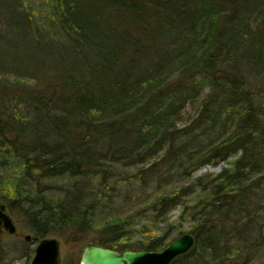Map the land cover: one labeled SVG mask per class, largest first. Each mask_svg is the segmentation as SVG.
I'll use <instances>...</instances> for the list:
<instances>
[{
	"label": "trees",
	"instance_id": "trees-1",
	"mask_svg": "<svg viewBox=\"0 0 264 264\" xmlns=\"http://www.w3.org/2000/svg\"><path fill=\"white\" fill-rule=\"evenodd\" d=\"M43 1L38 23L25 0H0V74L34 83L0 79V197L24 220L29 244L92 231L121 253L161 250L181 231L132 244L124 219L96 220V197L100 207L118 196L116 168L157 158L144 173L175 164L188 175L239 154L199 184L208 195L192 215L195 243L170 263L239 264L217 225L238 223L242 181L264 172V0ZM10 98L28 118L9 110ZM189 104L196 116L178 127ZM48 178L71 187L56 203L38 189ZM182 192L153 199L160 216ZM3 237L0 264L14 251L13 261L29 256L28 244Z\"/></svg>",
	"mask_w": 264,
	"mask_h": 264
},
{
	"label": "rangeland",
	"instance_id": "rangeland-1",
	"mask_svg": "<svg viewBox=\"0 0 264 264\" xmlns=\"http://www.w3.org/2000/svg\"><path fill=\"white\" fill-rule=\"evenodd\" d=\"M24 4L25 6L23 7L29 9V12L32 10L36 22H45L46 12L42 6L44 4L43 0H25ZM0 79L8 81L11 84H34L28 78H21L9 74H0ZM255 83L258 84L259 82L256 81ZM4 101L6 106L10 107L9 110H14L16 115L21 117V119L28 118V112L19 102H14L13 98ZM197 108L196 104H189L182 113V119L178 127L187 124L190 119L194 118L196 116L195 113H197ZM30 120L32 119H25V121ZM262 121L264 122V115ZM259 153L261 154L258 160H261L264 165V147ZM238 156L239 154L233 155L226 162H220L216 165H202L192 171V173L189 172L188 175L182 173L175 164L170 166L157 165L152 173H144V170L150 164L158 161L157 158L144 164L137 163L128 167H118L116 168V179L120 181L118 196L109 203L102 202L100 207V199L96 197L95 202L98 204L94 210L97 213L96 220L99 222L105 217H119L124 219L123 223L126 229L124 239L132 244L147 242L152 237L162 236L167 231L170 232L169 237L176 236L179 231H181L182 235L185 233H191L193 235L195 222L192 221V215L198 211L200 205L205 203L204 201H206L208 195L207 187L205 186L206 188L203 189L199 184H203L205 180H209L215 175H218L223 169L231 170L232 165L230 164ZM9 171H7L8 174L10 173ZM20 173L19 171V175ZM5 174L6 171L0 174V183H2L1 181ZM97 181L95 179L92 182L91 188H97ZM43 185L46 186L43 187ZM68 185L70 184L65 183V179L63 178H48L45 179V182L43 181L38 185V189L42 192L44 191L50 203H56L63 196L62 191L71 188ZM185 187L189 188L187 192L184 191ZM241 187L243 189L245 187L246 194L240 206L241 208L237 211L238 217L240 218L238 223L235 226L231 225V223L217 225V231L222 233L224 231L225 238L230 240V243L236 249L237 258L235 261L237 263L264 264V172H261L260 169L256 172H250L245 181H242ZM30 188L31 194H35L34 187L29 184L28 190ZM48 190L50 192H47ZM182 190V204L168 209L163 216H160L165 210L163 208H156L153 199L159 195L169 194L171 191L177 192ZM0 202L5 205L4 207H6L7 213L15 223L17 233L19 234V236L4 234V242H24L28 244L27 249L30 252L28 257L15 260L20 256V253L17 254L14 251L10 254L8 260L12 264H30L35 244L27 243L23 239V236L28 234L32 238V233L25 226L22 217L9 211L6 202L1 200V197ZM91 202L92 198L87 204ZM209 216L210 218H214L212 213H209ZM257 229L262 234L263 240L259 239ZM97 236L98 234L96 232L89 231V233H84L83 236L79 234L76 241L67 238L66 235H53L49 237L57 239L61 245L60 257L62 264H77L80 261V255L84 245L88 243L97 244L95 241ZM13 258H15L14 261L12 260Z\"/></svg>",
	"mask_w": 264,
	"mask_h": 264
},
{
	"label": "water",
	"instance_id": "water-1",
	"mask_svg": "<svg viewBox=\"0 0 264 264\" xmlns=\"http://www.w3.org/2000/svg\"><path fill=\"white\" fill-rule=\"evenodd\" d=\"M0 202V234L14 236L17 228L12 218ZM30 235L23 239L30 243ZM191 233H185L158 251H129L122 253L101 245L88 243L84 245L79 264H170L178 256L185 254L194 245ZM57 239L46 237L35 242L30 264H62L61 247Z\"/></svg>",
	"mask_w": 264,
	"mask_h": 264
},
{
	"label": "bare ground",
	"instance_id": "bare-ground-1",
	"mask_svg": "<svg viewBox=\"0 0 264 264\" xmlns=\"http://www.w3.org/2000/svg\"><path fill=\"white\" fill-rule=\"evenodd\" d=\"M195 243V242H194Z\"/></svg>",
	"mask_w": 264,
	"mask_h": 264
}]
</instances>
